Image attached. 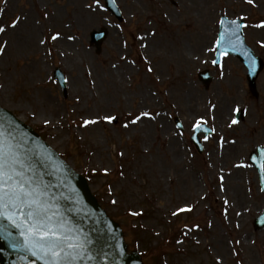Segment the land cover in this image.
Returning a JSON list of instances; mask_svg holds the SVG:
<instances>
[{
    "label": "rangeland",
    "instance_id": "1",
    "mask_svg": "<svg viewBox=\"0 0 264 264\" xmlns=\"http://www.w3.org/2000/svg\"><path fill=\"white\" fill-rule=\"evenodd\" d=\"M116 3L121 23L103 0H0V108L81 177L136 264H264V230H252L264 194L247 162L264 146V69L254 98L237 59L210 66L221 17L243 19L244 43L264 60V0ZM101 28L96 55L89 33ZM143 111L161 115L131 123ZM201 118L214 131L199 155L189 137Z\"/></svg>",
    "mask_w": 264,
    "mask_h": 264
},
{
    "label": "water",
    "instance_id": "2",
    "mask_svg": "<svg viewBox=\"0 0 264 264\" xmlns=\"http://www.w3.org/2000/svg\"><path fill=\"white\" fill-rule=\"evenodd\" d=\"M107 4L108 8L113 9L109 0ZM234 28L232 23L223 21L219 34L218 52L219 54L230 53L248 66V82L254 92V81L262 66L259 62L257 66L252 65L253 59L243 47L241 35L240 40L237 41L232 34ZM227 31L233 40L229 43L226 42ZM104 35V33L92 35L98 48ZM203 76L205 85H208L210 79L206 75ZM0 131L5 134V137L10 138V142L17 144L22 152L26 153L34 171L42 177L45 184L50 186L49 197L66 227L71 229L81 241H86L87 253L83 259L77 261V264H133L129 258L126 259L123 256L113 227L103 221L100 212L87 197L83 183L78 177L49 149L40 144L28 128L17 123L3 111H0ZM259 154L258 162L261 163L264 160V152ZM255 161L257 159L251 160L253 164ZM261 188L264 191V181ZM263 218L264 215L254 221V230L264 228ZM14 245H22L18 229L7 219L0 218V253L4 263L44 264L42 259L33 256L22 246Z\"/></svg>",
    "mask_w": 264,
    "mask_h": 264
},
{
    "label": "snow or ice",
    "instance_id": "3",
    "mask_svg": "<svg viewBox=\"0 0 264 264\" xmlns=\"http://www.w3.org/2000/svg\"><path fill=\"white\" fill-rule=\"evenodd\" d=\"M94 2L97 8H102L100 0ZM247 2L251 4L253 0ZM18 22L19 18L12 22V26L15 27ZM220 23L222 24L223 21ZM232 24L235 25L232 34L239 41L242 25L236 21ZM5 30V27L0 26V33H4ZM58 36L59 33H56L52 39H57ZM5 47L6 45H0V54H3ZM212 63L216 64L217 61L213 60ZM159 115L161 114L153 115L143 111L135 116L131 123L135 124L144 117L155 119ZM104 119L111 122L114 117L109 115ZM96 122V120H85L83 124L90 125ZM205 123L201 118L194 128L199 130ZM231 123L236 124L238 121L233 119ZM104 173L107 174V169H104ZM49 187L34 171L26 153L22 152L17 144L10 142V138L5 137L0 131V218L7 219L18 229L22 245L14 246H22L33 256L42 259L44 264H77V261L83 259L87 253L86 241H81L63 223L49 197ZM184 210L192 209L188 206L186 209H181Z\"/></svg>",
    "mask_w": 264,
    "mask_h": 264
},
{
    "label": "bare ground",
    "instance_id": "4",
    "mask_svg": "<svg viewBox=\"0 0 264 264\" xmlns=\"http://www.w3.org/2000/svg\"><path fill=\"white\" fill-rule=\"evenodd\" d=\"M58 14H56V16H57ZM29 17V16H28ZM30 19V18H29ZM31 24H33V22L31 23ZM32 47H34V45H32L31 43H30V46L28 47V49H31ZM19 49V48H18ZM4 52H7V49H6V51H4ZM17 51H16V49H14V47H13V53H16ZM3 86V89H4V84L2 85ZM5 93V92H4ZM192 104H193V102H191ZM20 120V119H19Z\"/></svg>",
    "mask_w": 264,
    "mask_h": 264
}]
</instances>
